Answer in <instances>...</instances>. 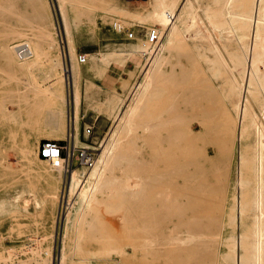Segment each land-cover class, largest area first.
Returning a JSON list of instances; mask_svg holds the SVG:
<instances>
[{
  "label": "bare ground",
  "instance_id": "1",
  "mask_svg": "<svg viewBox=\"0 0 264 264\" xmlns=\"http://www.w3.org/2000/svg\"><path fill=\"white\" fill-rule=\"evenodd\" d=\"M26 1L35 5L37 14L40 13L41 3L47 12L48 4L51 7V0ZM159 1L162 4L165 2ZM56 3L59 6L58 0ZM185 3L192 11L194 26L197 24L195 19L198 20L197 12H193L195 6L191 0H183V4ZM182 5L156 6L163 7L169 14L163 42L159 44L155 55L149 59L145 58L147 63L143 66L142 75L138 80L137 71L141 65H134L129 69L124 85L131 83L129 93L125 98L120 97V107L114 116L115 124L108 139L102 144L103 151L99 153L95 163L87 168L90 171L87 173L84 169L73 170L70 194H74L75 198L72 206L69 205L71 207L67 215L62 216L60 221L58 218L54 240L58 237L59 230L61 235H64L73 222L78 226L87 201L104 187L112 191L117 190L115 197L118 198V205L133 212L130 220L135 231L147 233L148 236H161L160 239L145 237L144 240L135 242V248H141L145 256L152 258V264H156L159 258L166 257L168 245L179 249V257L181 256L182 260H195L198 264H225V256L220 249L222 237L214 231L219 229L224 215L226 173L230 168L234 149L236 148L241 170L233 195L235 203L231 221L234 225L238 223L239 229L248 214L251 170L253 169L259 178L264 169V149L257 152L254 162L243 150L244 141L249 134L248 124L258 130L262 124L260 115H264V108L259 114L256 107L257 98L264 89V0H226L223 6L213 7L211 17L217 19L214 23L223 30L225 40L223 43L220 41V44L213 39L206 46L198 38L193 39L196 42L190 45L188 40L181 36L184 28L178 23V19L184 7ZM0 6H14V0H0ZM89 6L101 14H121L134 19L145 15L143 12L126 8L119 10L120 3L114 2L95 1ZM8 15L5 13L6 17ZM240 29L246 30L247 33L242 34ZM226 31L239 43L237 50L227 52L228 58ZM13 32L15 34V31ZM160 36L162 38L161 34ZM64 37L68 44L66 35ZM59 38L62 49L61 36ZM23 40L17 41L14 37L3 43L1 54L8 69L20 71L31 62H36L37 52L34 46H31L28 38ZM143 48L141 51L133 49L131 52L145 57L144 51L148 50L149 45L143 44ZM174 50L176 53L173 55ZM68 52L70 58L69 45ZM62 54L66 73L63 50ZM126 58L129 68L128 54ZM185 58L187 60L184 62ZM69 71L73 73L71 94L68 93L64 77L46 88L30 86L20 90H5V97L0 98L2 101L3 98L7 100L3 107L0 106V163L7 161L3 152L6 140H13V146L7 148L8 151L18 144L17 138L21 135L17 129L19 125L29 129L28 135L23 130L21 136V151L25 158L33 151L32 137H36L34 147L38 153L41 139L37 134L43 128L50 127L58 131L63 127L67 132L72 126L74 139L78 138L82 91L80 65L74 57L72 66L70 61ZM9 77L12 78V74ZM188 83V88L183 87ZM179 87L182 99L176 102ZM226 103L235 106V109L231 108L232 104L227 108L229 114H226ZM34 111L37 114L34 122L36 129L32 128L31 122L35 116ZM24 116L27 117L26 120L23 119ZM140 116H145L146 128L153 133L154 152L150 162L135 157V162L132 163L131 168L141 170L143 176H146L140 175L144 180L134 185L128 181L124 184L125 179L122 176H116L110 171L117 163L123 164L124 145ZM68 133L70 136L71 131ZM138 152H141L140 147H136V153ZM48 161L39 157V164L43 166H47ZM1 165L4 166L3 163ZM83 166L85 167L84 162ZM5 167L14 171L16 168L6 165ZM55 169L63 176L64 169ZM51 170L43 169L41 174L46 176ZM37 174L38 170L31 168L25 174L23 172L21 180L28 179L30 193L38 195L40 190L35 182ZM154 180L160 181L164 202L159 207L150 205L146 208L140 199L135 198V194L145 190L152 192L156 189ZM133 186H137V189ZM65 187L66 183L64 189ZM217 192L220 196H213L216 200L210 196L205 198L208 194ZM62 193L61 188L60 194ZM42 194L46 195V192ZM251 194L255 223L252 239L248 240L242 233H239L238 238H233L234 258L231 264H264V186H257ZM144 209L155 213L143 214L141 210ZM153 214L160 216L158 218ZM173 222L176 224L172 225ZM158 242V247L153 245ZM65 250L62 242L58 264H66ZM51 260H56V247ZM137 262L138 259L135 260V263Z\"/></svg>",
  "mask_w": 264,
  "mask_h": 264
},
{
  "label": "rangeland",
  "instance_id": "2",
  "mask_svg": "<svg viewBox=\"0 0 264 264\" xmlns=\"http://www.w3.org/2000/svg\"><path fill=\"white\" fill-rule=\"evenodd\" d=\"M95 1L101 2L102 0H58L59 6L56 0H51V7L49 4L47 6L48 12L40 2V13L38 14L35 12V5L26 0H14V6H0V98L5 97V90L7 89L20 90L30 86L46 88L48 85L57 82L61 77L65 78L68 93L71 94L73 73L66 69V73L64 72L62 50L64 61H71V66L72 58L74 57L80 65L82 104L80 134L77 139L76 137L74 139L75 133L71 129L72 126L70 127L73 137L72 142L74 141L78 148L89 149L93 152L96 160L99 157V153L103 151L104 146L102 144L104 140L108 139L109 133L115 124L114 116L120 107V97L125 98L129 93L131 83L128 82V85L124 86L129 71L126 60L127 54L130 56L133 49L143 50V44L149 45L147 36L152 29L159 30L162 35V43L169 14L163 7L156 8V6L174 4L181 6L183 0H165L164 4L159 0L114 2L120 3L119 10L126 8L145 13L143 17L138 19L122 16L121 14L97 13L89 6ZM225 2L226 0H194L192 2V5L195 6L193 12H197L196 18L198 19H195L197 24L194 26V17L188 7L189 5L187 3L183 4L182 6L184 7L178 19V23L184 28V33L181 36L187 39L190 45L196 42L193 40L195 38L200 39L205 46L213 39L220 44L221 42L223 43L225 40L222 35L223 30L217 27L214 23L217 19L212 18L211 14L213 13V7L223 6ZM9 12L10 15H8ZM5 13L8 15L7 17ZM5 19L8 21H4ZM118 23L125 25L128 31L134 32L133 38H129L126 32L119 33L115 30V24ZM13 31H15V34ZM61 32L63 37L66 35L68 40L67 44L64 37L65 46L61 43L62 49L59 42ZM240 32L242 34L247 33L246 30L242 29H240ZM14 37L17 41L24 38H28L30 41L32 39L31 46H35L38 53L36 62H31L29 66L20 71L8 69L1 54L3 43L9 42ZM32 42L34 45H32ZM68 45L71 60L68 55ZM238 47V41L226 31V57H229L228 51L237 50ZM191 48L193 50L192 46ZM156 49H154L152 56L156 54ZM80 53L88 54L86 63L79 62L78 54ZM175 53L176 51L174 50L173 55ZM186 60L185 58L183 61L185 62ZM141 62L140 70L138 69L137 71V80L142 75L143 66L147 63V59L142 56ZM5 71L9 73H7L8 76ZM112 72H118L114 80L108 79ZM10 74H12V78L9 77ZM189 85L190 83L183 85V87L187 86L186 88H188ZM2 89L3 91H1ZM177 89L178 97L176 102H180L182 99L180 96L181 87ZM226 93H228L227 90ZM1 99L0 106L3 107L7 100L6 98H3V101ZM257 99V111L261 114V109L264 108V89ZM231 104L226 103V114H229L227 108L231 107ZM231 108L235 109L234 104H232ZM34 113L35 116L31 119V122H33L32 128L36 129L37 126H35L34 122L37 114L36 111ZM260 117L262 124L259 125L258 130L253 125L248 124L249 134L243 144L244 153L247 152L253 162L257 152L260 149H264V139L260 140L264 138V115L261 114ZM1 118L0 112V123ZM144 118L145 116L139 117V121L135 123L130 132V137L124 145L123 164L117 163L110 171L116 176H122L125 179L124 184H127L128 181L134 185L144 180L141 177L143 176L141 170L136 171V169L131 168L132 163L135 162V157L150 162L149 160L153 156V133H150L148 128H146ZM23 119L26 120L27 117L24 116ZM17 129L21 132V135L17 138L18 144L11 147L12 150L8 151L7 148L13 146V140H6L3 152L7 156V161L6 163H4L5 161L0 163V264H51L53 262L51 256L55 247L56 260L52 264H58L59 247L62 242L66 249V264L154 263L152 258L145 256L141 248H135V242L144 240L145 237L160 239L161 236L158 234H156L157 236H148L147 233L135 231L130 220V215L133 212L118 205V198L115 197L118 193L117 190H113V192L104 187L89 198L85 210L82 212L83 218L78 226L76 222H73L64 235H61V230H59V235L54 240L57 220L59 218L60 221L62 216L67 215L75 198L74 194H70L73 170L83 171L84 169L86 172L90 170H87L89 168L87 165H85L86 168L83 166L81 160L75 158L69 174L66 175V172H64L63 176H58L56 167L51 162L48 161L47 166L39 164V148L38 153H36L35 150L37 148L34 147V139L36 137L31 138L33 151L27 154V158H25V154L21 151V136L23 130L28 135L29 129L27 126L22 127L20 125L17 126ZM56 131L50 127L43 128L38 133L39 135L37 134L41 139L40 144L47 139L57 140L62 145L65 144L70 131L66 132L63 127ZM261 131L262 133L260 134ZM135 146L140 147V153H136ZM233 156L230 168L226 173L224 215L219 229L214 231L215 234L218 233L219 237H222L220 249L225 256V264L233 262L234 237L238 238L239 233H242L247 236L248 240L252 239L255 223L251 193L257 186H264V169L259 178L256 177V173L252 169L248 196V214L239 229L238 223L234 225L231 221V216L233 215L232 207L235 203L233 195L235 193V185H238L239 182L241 170L236 148ZM2 163L4 166L1 165ZM5 165L16 167L15 171L12 168L5 167ZM28 168L38 170V174L35 175V182L40 190L38 195L30 193L28 179L21 180L23 172L25 174L29 170ZM43 169H52V174L55 177L52 179L45 178L41 174ZM154 181L156 189L152 190V192L145 190L135 194V198L140 199V202L146 208L150 205L159 207L164 202L160 181ZM65 183L66 187L64 189ZM133 187L137 189V186ZM61 188L62 194H60ZM44 191L46 195L42 194ZM217 194L219 197V192H217L215 194L212 193V195L210 193L205 198L209 196L210 198L213 196L217 197ZM215 197H213V200H216ZM141 212L143 214L155 213L148 209L141 210ZM153 215L158 218L160 216L159 214ZM174 224L176 223L173 222L172 225ZM153 245L158 247L160 243H153ZM147 246H150V244H147ZM172 246H167L168 253L166 257L159 258L155 262L156 264H198V261L196 262L195 260H182L181 256L179 257V249L174 247V245ZM137 259L138 262L135 263Z\"/></svg>",
  "mask_w": 264,
  "mask_h": 264
},
{
  "label": "built area",
  "instance_id": "3",
  "mask_svg": "<svg viewBox=\"0 0 264 264\" xmlns=\"http://www.w3.org/2000/svg\"><path fill=\"white\" fill-rule=\"evenodd\" d=\"M134 1H140V0H134ZM115 30H117L119 33L126 32L127 36L129 38H133L134 32L128 31L127 27L125 25L116 24ZM61 35V43L64 44V37L62 32ZM162 38L158 32L157 29H152L149 36L147 37V42L149 44V48L147 51H144L145 58L149 59L152 56V53L154 52V49H156L159 44L161 43ZM63 46V47H64ZM66 50V49H65ZM69 55V52H68ZM70 59V58H69ZM88 57L86 53H80L78 54V60L80 63H86ZM70 62L68 60L65 61V69L69 70ZM72 132L70 133V136L66 139L65 144H60L57 140H43V142L40 144L39 147V156L47 159L51 162V164L56 168H62L66 172V174H69V171L71 169V165L74 163L75 158H78L82 162H84L85 165L88 167H91L93 163L95 162V158L93 156V152H91L89 149L86 148H78L74 141L72 142Z\"/></svg>",
  "mask_w": 264,
  "mask_h": 264
},
{
  "label": "crops",
  "instance_id": "4",
  "mask_svg": "<svg viewBox=\"0 0 264 264\" xmlns=\"http://www.w3.org/2000/svg\"><path fill=\"white\" fill-rule=\"evenodd\" d=\"M102 1H106V2H126V1H131V0H102ZM192 2H194V0H192ZM32 41V39H31ZM33 43V42H32ZM34 45V43H33ZM35 50H36V47L34 46ZM37 52V51H36ZM37 57H38V53H37ZM141 58L142 56L138 55V54H135V53H132L130 56H129V69H131L134 65H142V62H141ZM132 65V66H131ZM118 72H112L110 74V76L108 77V79L110 80H114L115 78V75H117ZM126 74V73H125ZM128 76V75H127ZM112 77V78H111ZM123 78H126V77H123ZM44 176V175H43ZM58 176H61L59 173H58ZM45 178H53L55 177L53 174H52V171H50L48 174H46V176H44Z\"/></svg>",
  "mask_w": 264,
  "mask_h": 264
}]
</instances>
